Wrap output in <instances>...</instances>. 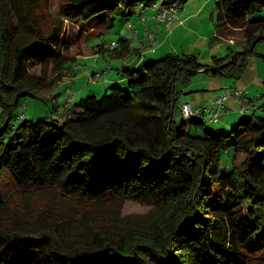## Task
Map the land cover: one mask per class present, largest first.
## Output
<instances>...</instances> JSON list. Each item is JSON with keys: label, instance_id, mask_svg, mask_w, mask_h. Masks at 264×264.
I'll list each match as a JSON object with an SVG mask.
<instances>
[{"label": "trees", "instance_id": "16d2710c", "mask_svg": "<svg viewBox=\"0 0 264 264\" xmlns=\"http://www.w3.org/2000/svg\"><path fill=\"white\" fill-rule=\"evenodd\" d=\"M59 1V19L45 23L50 0H0V264H264V103L229 133L202 117L176 118L189 76L206 66L197 56L124 66L101 98H80L65 120L18 119L24 97L70 75L76 58L65 20L87 30L111 16L114 27L116 13L156 3ZM263 8L264 0H217L216 29L241 31L245 43L225 66L231 54L214 58L213 75L242 74L264 36ZM109 50L121 59L130 40L121 36ZM56 194L71 202L46 198ZM127 201L148 210L124 214Z\"/></svg>", "mask_w": 264, "mask_h": 264}, {"label": "rangeland", "instance_id": "374dc122", "mask_svg": "<svg viewBox=\"0 0 264 264\" xmlns=\"http://www.w3.org/2000/svg\"><path fill=\"white\" fill-rule=\"evenodd\" d=\"M155 1L157 8H159L162 2L171 0ZM216 1L217 0H213L211 6H214ZM59 2V0H50L48 7L46 8L47 11L44 10L43 13L44 15L47 14L43 18L45 23H51L53 19H59ZM185 6L186 3L179 11L184 10ZM154 14L155 10L153 9L144 11L143 15L136 11L131 16L132 18L127 13H116L114 27L109 26V23H111V16H109V20H106L108 23L96 25L93 29L87 28V30H84L79 23L65 20L64 33L67 35V39L72 43L69 54L76 58L71 64L74 72L70 75H64L55 87L39 90L37 92V95L39 96L38 98L31 96L24 97L23 104H25L24 114L26 117L37 120L38 118L53 116V114L57 115L59 109H56L54 106L55 102H59V106L63 107L66 105V101H68V104H73L80 98L86 97L91 92L96 97L101 98L106 87L103 86L101 89H97V85L94 84L97 83L96 81L98 80L101 82L108 72L111 73L114 71V73H116L114 68L117 67L116 64L120 62V59L116 58L113 51L109 50L107 47L112 41H118L121 36H126L128 39H132V37L136 39L138 31H140V34L144 39V43H142L143 51L153 52L147 56L161 57L167 53L181 54L186 49V41L184 38L179 37L178 39H168L167 32L170 31L171 27H168L166 23L156 20ZM206 14V11H204L200 17H196L191 23L197 28L195 37L191 39L192 43L203 37L201 34L206 33L208 27L207 24L211 25L212 30L214 29L212 20L209 19V21H206L209 17V15ZM261 15L264 16V8ZM128 16L131 18H129L130 20L127 18ZM137 20H140L139 23L141 25H138ZM132 26H134V28H132ZM230 31H234V33L229 37L226 32H223V36L226 37L227 41L224 38H221V31L218 30V32H214L215 34L213 33L214 44L212 47H206L205 44L204 46L200 44L194 48L198 61L206 65L203 68L205 71L197 72L189 76L188 83L183 87L184 94L181 95L179 104L184 102L187 97L190 98L191 95H198L201 99L208 102V104H211L216 96L221 95L226 90L234 92V88H236L241 92L246 93L247 97L254 100L255 104L258 105L259 100L257 98H260L262 94H264V40L257 43L254 47V52L247 55L246 67L243 68L242 74L235 77L222 74L213 75L211 73L212 68L217 65L213 55L216 54L218 58H224L228 54H231L230 59L222 64L225 66L232 60L234 55L242 51L241 48L244 46L245 39L242 36L241 31ZM164 36H166V39H163ZM151 38L156 39L152 44H150ZM230 40H233L235 45L229 44L228 42ZM106 44L107 47L104 48L103 46ZM166 49H169V51L166 52ZM110 67H113V70ZM32 71L35 74H42L44 69H42L40 65H36ZM47 73L49 80L54 79L57 76V73L52 72V65L48 67ZM97 73L101 74L99 78L95 77ZM69 99H71V102H69ZM237 100L240 102L242 101L241 99ZM208 104L205 103V105ZM201 105L205 106L204 104ZM228 107L230 108L229 111L224 109L222 111L220 110V119L217 122L208 124L209 127L213 129H221L224 133H229L237 125L242 116L240 108L239 106ZM18 113L19 115L22 113V106L18 107ZM175 117H180L179 109L177 110ZM1 124L2 105H0V125ZM206 128L208 127H192V132L203 133ZM232 155V149H230V152H222L221 162L223 168H227L230 165V157ZM243 159L244 154H238L235 164L240 165ZM3 189L6 195H11L15 192V187L7 174L3 183ZM46 198L64 205H67V202H71L62 194H56L51 197L46 196ZM147 210L148 207L144 205L127 201L124 205L123 213H143Z\"/></svg>", "mask_w": 264, "mask_h": 264}, {"label": "crops", "instance_id": "0c3cea01", "mask_svg": "<svg viewBox=\"0 0 264 264\" xmlns=\"http://www.w3.org/2000/svg\"><path fill=\"white\" fill-rule=\"evenodd\" d=\"M212 1L213 0H186L185 9L181 10L177 13L175 20L169 26L171 28H170V31L167 32V34H168L167 38L168 39H170V38L171 39H173V38L178 39L179 37H183L184 40L186 41V49L181 54H191V55L196 56V51H194V48H196L197 45L201 44L204 46V44H205L206 47L207 46H209V47L213 46V44H214L213 33L215 31L218 32V29H216V17H217L216 4H217V1H216V4L214 6H211ZM211 8H212V10H211ZM136 11H137V9H136ZM204 11H206V13H207L206 15H209V17L206 21H209V19H211L212 23L214 25V29L212 30L211 25L207 24L208 27L206 29V33L201 34V36H203V37H201V36H200L201 38L198 37L199 39L197 38L198 40L196 42L192 43L191 39L195 37L197 28H196V26H193L191 23H192V21H194V19H196V17H200ZM135 12L130 13L129 16L131 17ZM137 13H138V11H137ZM129 16L127 17L128 19L130 18ZM137 21H138L137 22L138 25H141L139 23L140 20H137ZM167 34H166V36H167ZM130 35H131V33H130ZM223 35L224 34L221 32V38H224L227 41L226 37ZM166 36H164L163 39H166ZM124 37L127 38L126 36H124ZM131 37H132V35H131ZM142 39H143V37L140 34V31H138L136 39H134L133 37H132V39H129L130 40V51L127 53V55L125 57L120 59V62L118 64H116L117 67L114 68V70H116V73H114V71L111 73L108 72L106 77L104 79H102L101 82L99 80L96 81L97 83H95L94 85H97V89H101V87H103V86L107 87L108 84H111L112 82L120 80L121 74H122V68L124 66L139 64V62H141L142 59L146 58V57L157 58V57H153V56H147L148 54H151L152 51L151 52H147V51L144 52L143 51L142 43H144L143 42L144 39L143 40ZM228 43L234 44L233 40H230ZM105 47H107V44L104 45V48ZM165 51L167 52V51H169V49H166ZM213 57L218 58L216 54L213 55ZM42 98H44V97H42ZM263 98H264V94H262V96L260 98H257L259 100L258 106H260L261 104L264 103ZM185 103H192L191 104L192 106H202L201 104L205 105V103L208 104V102L201 99L200 96H198V95L197 96L191 95L190 98L187 97L186 100L184 102H182L180 105L182 106ZM239 103L240 102L238 100L229 99L227 101V104H228L227 107L228 106H231V107L237 106L238 107ZM65 104L66 105L61 107V106H59V102H55L54 106L56 107V109H59V111H57L59 113H57V115L53 114V117L59 118L61 120L66 119V116H67L66 111H67V109H69L71 107L72 104H68V101H66ZM229 110H230V108L228 107V111ZM179 111H180V115H181L182 114L181 107H180ZM252 112L253 111L251 110L249 113H252Z\"/></svg>", "mask_w": 264, "mask_h": 264}, {"label": "built area", "instance_id": "2783aa9c", "mask_svg": "<svg viewBox=\"0 0 264 264\" xmlns=\"http://www.w3.org/2000/svg\"><path fill=\"white\" fill-rule=\"evenodd\" d=\"M185 3H182L180 0H175L171 3L161 4L159 8H157L156 3L145 4L141 2L137 9L140 14L143 15V12L149 9L155 10L154 17L156 20L162 23H166L169 27L173 21L175 20L177 13L183 7ZM134 28V26H132ZM156 39L151 38L150 44H152ZM144 42V41H143ZM118 47V41H112L109 45V49H115ZM74 72L73 67L70 70V74ZM101 76L100 73H97L95 77L99 78ZM233 93V94H232ZM229 99H241L239 108L240 113L246 114L251 110L255 111L258 108V105L255 104L254 100L247 97L246 93L241 92L240 90L234 88L233 91L226 90L221 95L217 96L211 104L205 106L194 107L190 103H185L181 106V112L185 117H202L208 123L217 122L221 117V112L223 109L228 110L227 101ZM71 102V99H69ZM25 104H22V113L18 116V119H24L26 115L24 114Z\"/></svg>", "mask_w": 264, "mask_h": 264}, {"label": "water", "instance_id": "95a60500", "mask_svg": "<svg viewBox=\"0 0 264 264\" xmlns=\"http://www.w3.org/2000/svg\"><path fill=\"white\" fill-rule=\"evenodd\" d=\"M260 39H264V36L258 37L254 40L253 44H252V49L256 46V44L259 42ZM201 71H205V70H199L197 72H201Z\"/></svg>", "mask_w": 264, "mask_h": 264}]
</instances>
